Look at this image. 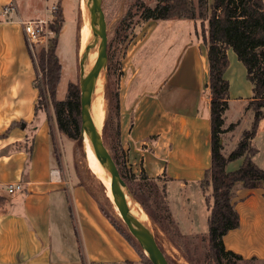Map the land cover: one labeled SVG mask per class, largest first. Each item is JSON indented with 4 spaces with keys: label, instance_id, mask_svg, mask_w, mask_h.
<instances>
[{
    "label": "crops",
    "instance_id": "crops-1",
    "mask_svg": "<svg viewBox=\"0 0 264 264\" xmlns=\"http://www.w3.org/2000/svg\"><path fill=\"white\" fill-rule=\"evenodd\" d=\"M0 31L4 32L2 26ZM135 31L144 34L137 36L139 40L127 55L118 88L125 163L137 176L144 174L162 182L171 205H176L175 214L179 215L183 231H196L198 226L187 201L200 190L206 197L200 182L211 166V94L201 20H149ZM228 56L230 67L229 50ZM229 67L225 77L232 96ZM2 108L0 264H141L140 254L103 213L91 189L67 177L59 162L58 152L62 149L57 150L52 120L47 132L37 127L31 139L21 129L24 118ZM263 121L264 118L254 138L258 148L254 159L262 168L257 160L260 146L256 140ZM229 131L224 134V146ZM238 141H231V150ZM242 161L238 158L229 162L228 170L237 169ZM9 183H22L23 190L10 193L6 188ZM234 192L240 225L225 234L224 243L238 253L236 244L231 239L229 244L228 238L242 230L245 220L262 222L264 188L239 185Z\"/></svg>",
    "mask_w": 264,
    "mask_h": 264
},
{
    "label": "rangeland",
    "instance_id": "rangeland-1",
    "mask_svg": "<svg viewBox=\"0 0 264 264\" xmlns=\"http://www.w3.org/2000/svg\"><path fill=\"white\" fill-rule=\"evenodd\" d=\"M7 1L0 0V3ZM13 1L9 0L8 2ZM15 2L20 15L17 13L14 16L12 15L14 21H17L19 16L25 20L46 16L52 18L58 10L62 11L64 22L58 43L62 74L58 87V98H64L70 81L79 84L78 47L81 0H15ZM141 2L153 5L155 0H104L103 14L106 20L104 44L108 59L106 57L105 71L97 72L101 78V99L106 113L102 130L104 132V127L107 123L108 129L107 133L104 134V138L111 152V145L114 144L116 138L117 120L118 116H120V110L117 107L116 99L113 98V94L119 88L120 77L123 73L122 67L128 53L137 42V38L142 37L144 34L142 33L144 31H142L139 36L134 28L137 24L141 25L144 23V21L139 20V16L136 14L137 6ZM55 4L58 9L54 13L49 9ZM129 10L130 13L123 22ZM0 19L4 21L0 23L4 30V32L0 31V106L3 107V110L7 108L12 113L16 111L19 116L24 118V120H19L20 126L23 127L21 128L22 131L31 139L37 134L35 132L37 127L39 128L38 130L44 127L42 131L44 133L47 132L50 127L49 121L52 120L55 130V141L57 140V150L62 149L61 152L57 151L59 162L63 164L67 177L76 181L81 180L85 183L96 195L95 197L103 207L116 216L107 200L100 179L89 166L83 139L74 141L60 132L53 105L51 102H46V97L43 98V101L47 103V111L42 108L37 113H34L36 112L35 104L39 93V88L36 84L38 74L37 66L28 49L26 34L23 26L19 22H12L11 17L2 15ZM7 19L9 21H6ZM43 47L41 45L35 47L37 64L40 70L39 54ZM229 52L231 65L227 77L232 83V96L229 98L228 107L225 111L224 127L228 128L231 123H236V126L229 131L230 134L226 135L224 153L231 150L232 145L229 144L233 139L235 141L239 140L243 132L250 128L254 118L253 110L247 108L249 101L254 96V84L247 78V69L238 59L236 52L232 48L229 49ZM39 79V83H42L43 73ZM91 90L94 94L95 86H92ZM15 100L18 101L15 102ZM3 105H6V107ZM262 125L263 129L260 131L256 141L260 146V154L257 160L264 166V121ZM142 183L144 185V198L146 199L147 207L144 208L127 183L131 199L137 202L136 204L145 216L148 226L169 259L174 264H210L207 238L209 209L205 195H203L201 190L198 194H194L189 202L187 201L191 215L198 227L195 229L196 231H186L185 229L183 231L178 218L179 215L175 214L174 208L176 205L175 207L171 205L165 185L153 178L144 179ZM239 185L241 184H238L236 188ZM260 187L263 188L262 185ZM6 188L8 190V186ZM169 190L172 192L171 188ZM149 212L152 214H149ZM261 212L263 213L262 222L256 221L253 224V222L245 220L242 230L231 233L228 238L229 244H231V239L239 249L238 253L242 256L239 264H264V209ZM117 219L119 220L118 217ZM184 222L187 223L186 220ZM252 257H255V259H252ZM141 259L143 261L141 264H147V260L143 256H141Z\"/></svg>",
    "mask_w": 264,
    "mask_h": 264
},
{
    "label": "trees",
    "instance_id": "trees-1",
    "mask_svg": "<svg viewBox=\"0 0 264 264\" xmlns=\"http://www.w3.org/2000/svg\"><path fill=\"white\" fill-rule=\"evenodd\" d=\"M129 13L130 10L123 22ZM136 14L139 20L144 22L172 18L201 20L200 34L207 46L208 87L211 94V166L200 182L206 192L205 199L209 209L208 255L210 264H239L242 256L227 249L224 243L225 234L240 225V215L233 203V194L238 184L246 188L260 185L264 188V168L254 159L258 152L254 138L264 118V0H155L153 5L141 2L137 6ZM54 16L51 28L55 36L51 38L48 48L43 47L39 54L43 80L39 83L37 75L36 84L39 94L36 112L42 108L46 110V102H51L60 132L74 141H79L82 138L79 84L70 81L64 98H58L62 74L58 43L64 17L61 10H58ZM137 26L140 25L137 24L134 28L136 29ZM230 48L245 65L247 78L254 84V96L247 106L253 110L254 118L250 128L243 132L234 149L229 154H225L224 134L236 126V123H231L228 128L224 127L225 111L230 98V83L225 77L230 64L228 56ZM113 98L116 99L120 110L118 89L113 94ZM107 129L106 123L103 134L107 133ZM111 149L121 175L146 208L142 182L149 177L144 174L137 176L125 163V154L120 142V116L117 120L115 142L111 145ZM238 158H243L242 164L235 170H228L229 162ZM101 209L140 256L147 260L146 263L152 264L117 217L102 204Z\"/></svg>",
    "mask_w": 264,
    "mask_h": 264
},
{
    "label": "water",
    "instance_id": "water-1",
    "mask_svg": "<svg viewBox=\"0 0 264 264\" xmlns=\"http://www.w3.org/2000/svg\"><path fill=\"white\" fill-rule=\"evenodd\" d=\"M81 7V6H80ZM104 0H88L84 7H81V22L79 28V88H80V112H81V135L89 138L92 144L93 156L99 167L97 176L99 177L110 206L134 237L140 248L151 261L152 264H174L160 247L154 233L150 227L143 225L131 212V205L137 202L132 201L130 189L127 182L121 175L119 167L113 154L107 145L103 130L96 122L93 108V98L88 87L89 70L91 67V46L88 38H83V27L89 20L97 14L103 20L101 43H104V33L106 31V20L103 14ZM105 46V44H104ZM106 50V47H105ZM108 59V57H107ZM107 167L117 181V189L109 191L107 187V175L104 167ZM148 223V222H147ZM96 264H128L127 262H99Z\"/></svg>",
    "mask_w": 264,
    "mask_h": 264
},
{
    "label": "bare ground",
    "instance_id": "bare-ground-1",
    "mask_svg": "<svg viewBox=\"0 0 264 264\" xmlns=\"http://www.w3.org/2000/svg\"><path fill=\"white\" fill-rule=\"evenodd\" d=\"M88 0H81V7H84ZM102 27L103 20L99 14L94 18L89 20V23L83 27L82 33L84 40L88 38L89 44L91 46V67L89 70L88 77V87L93 98V108L96 122L100 128L105 121V106L101 99V78L98 75V72H104L106 66V50L104 43H101L102 38ZM93 83V84H92ZM91 84V85H90ZM95 86V92L92 93L91 87ZM84 148L87 155V160L89 166L92 168L94 173L97 175L99 170L98 165L96 164L95 158L93 156L92 144L89 138L84 134L83 136ZM104 171L107 175V187L109 191H115L117 189V181L111 171L105 166ZM99 178V177H98ZM131 212L143 225L148 227V223L145 219V216L141 212L140 207L137 204L131 205ZM149 220V219H148Z\"/></svg>",
    "mask_w": 264,
    "mask_h": 264
},
{
    "label": "built area",
    "instance_id": "built-area-1",
    "mask_svg": "<svg viewBox=\"0 0 264 264\" xmlns=\"http://www.w3.org/2000/svg\"><path fill=\"white\" fill-rule=\"evenodd\" d=\"M58 6L55 4L49 10L55 13L57 11ZM18 12V8L15 2H10L9 4L3 6L1 8V14L5 17H11L13 21V16ZM13 15V16H12ZM55 16L52 18L46 17H37L32 19H23L19 16L17 22H19L24 29L26 34V38L28 41V46L31 52V55L34 59V62L37 66L38 77L41 78V74L43 73L42 69L38 68L37 64V53L35 47L37 45L44 46L46 49L49 46V42L51 38L54 36L55 32L51 28V22L54 20ZM8 20V19H7ZM50 34H53L50 36ZM40 80V79H39ZM23 190L22 183H9L8 184V191L10 193H16L18 191Z\"/></svg>",
    "mask_w": 264,
    "mask_h": 264
}]
</instances>
